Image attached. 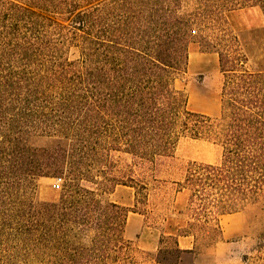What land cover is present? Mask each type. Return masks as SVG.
Returning <instances> with one entry per match:
<instances>
[{
	"label": "trees",
	"instance_id": "1",
	"mask_svg": "<svg viewBox=\"0 0 264 264\" xmlns=\"http://www.w3.org/2000/svg\"><path fill=\"white\" fill-rule=\"evenodd\" d=\"M41 7L33 21L0 22L4 253H22L21 264H135L123 238L130 210L100 194L129 182L137 200L146 187L113 176L112 154L154 171L182 138L218 146L221 158L187 169L178 192H188L193 222L178 237L214 226L215 238L194 240L219 243L220 217L246 209L257 210L264 227V70L245 68L227 28L204 34L224 27L234 10L264 15V0H41ZM192 43L218 55L219 116L187 110L178 86ZM37 178L63 181L58 202L20 200L26 180ZM174 244L154 264L174 257L179 264L191 253Z\"/></svg>",
	"mask_w": 264,
	"mask_h": 264
},
{
	"label": "rangeland",
	"instance_id": "2",
	"mask_svg": "<svg viewBox=\"0 0 264 264\" xmlns=\"http://www.w3.org/2000/svg\"><path fill=\"white\" fill-rule=\"evenodd\" d=\"M41 8V0H0V22L17 19L33 21L40 15ZM239 10L242 9L234 11L240 23L260 18L264 22V15L257 7ZM224 17V27L218 25L212 31L206 30L204 34L220 36L221 30L227 28L231 36L236 38L235 42H230L233 50L245 56V68L249 71L264 70V27L247 26L241 30L232 26L227 13ZM223 81L217 53L211 48L204 49L198 43L190 44L187 70L178 82V86L184 88L188 97L187 110L211 117L219 116ZM220 158L221 149L218 146L188 138L180 139L172 156L162 159L154 171L127 155L112 154V160L116 163L113 176L124 177L123 180L132 176L135 182L143 180L146 187L140 190L141 195H138L137 200L136 185L129 182L126 183L127 186H117L111 194H100L104 203H114L130 210L123 232L124 240L130 243V254L127 255L129 260L135 264H154L159 250L164 247L173 248L177 240L181 250L191 251L182 256L179 264L264 263V227L260 221L261 214L255 209L220 217L222 241L219 243H196L194 240L195 237L202 240L207 236L215 238L214 226L205 231L190 229L195 236H188L186 240L178 237L179 231L193 222V213L187 208L188 192H178L179 184L183 182L190 166L216 164ZM56 184L59 185L58 188ZM62 185V180L53 178L26 180L21 189L20 200L26 204L56 203L61 196ZM2 249L4 248H0V254ZM4 257L9 261L7 264H21L25 258L22 253L11 257L3 252L0 264ZM173 262L175 264V257Z\"/></svg>",
	"mask_w": 264,
	"mask_h": 264
},
{
	"label": "crops",
	"instance_id": "3",
	"mask_svg": "<svg viewBox=\"0 0 264 264\" xmlns=\"http://www.w3.org/2000/svg\"><path fill=\"white\" fill-rule=\"evenodd\" d=\"M255 7H252V8H249V9H254ZM244 9L242 10H239V11H243ZM237 17L238 15L236 14V11H233V12H229L227 13V19L228 21L232 24V26L235 28H238V29H246L247 26L250 27V28H261V27H264V22L263 20L260 18V19H257V20H248V21H243V23H240L238 22L237 20ZM183 240H186L188 239V237H182Z\"/></svg>",
	"mask_w": 264,
	"mask_h": 264
},
{
	"label": "built area",
	"instance_id": "4",
	"mask_svg": "<svg viewBox=\"0 0 264 264\" xmlns=\"http://www.w3.org/2000/svg\"><path fill=\"white\" fill-rule=\"evenodd\" d=\"M59 187V185L58 184H56V188H58Z\"/></svg>",
	"mask_w": 264,
	"mask_h": 264
}]
</instances>
